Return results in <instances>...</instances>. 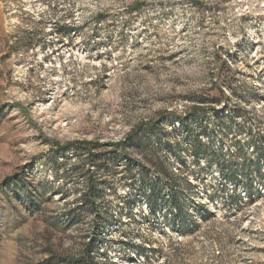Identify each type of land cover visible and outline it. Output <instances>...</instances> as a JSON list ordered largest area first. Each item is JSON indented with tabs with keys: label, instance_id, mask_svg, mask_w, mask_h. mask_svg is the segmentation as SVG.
I'll return each mask as SVG.
<instances>
[{
	"label": "rangeland",
	"instance_id": "obj_1",
	"mask_svg": "<svg viewBox=\"0 0 264 264\" xmlns=\"http://www.w3.org/2000/svg\"><path fill=\"white\" fill-rule=\"evenodd\" d=\"M0 264H264V0H0Z\"/></svg>",
	"mask_w": 264,
	"mask_h": 264
},
{
	"label": "trees",
	"instance_id": "obj_2",
	"mask_svg": "<svg viewBox=\"0 0 264 264\" xmlns=\"http://www.w3.org/2000/svg\"><path fill=\"white\" fill-rule=\"evenodd\" d=\"M132 135H130L131 137ZM83 144H88L86 142H84ZM56 148L58 149H63V146L59 145L58 143L55 144ZM94 188H93V178L92 177H88V187H87V191L86 193L83 195V197L87 200V202H89L90 208L93 209L94 208V203H92L91 201V197L94 194ZM152 209V207H150V210Z\"/></svg>",
	"mask_w": 264,
	"mask_h": 264
}]
</instances>
